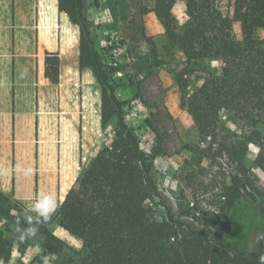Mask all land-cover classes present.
I'll list each match as a JSON object with an SVG mask.
<instances>
[{"label": "trees", "instance_id": "16d2710c", "mask_svg": "<svg viewBox=\"0 0 264 264\" xmlns=\"http://www.w3.org/2000/svg\"><path fill=\"white\" fill-rule=\"evenodd\" d=\"M55 1L56 12L57 3L58 11L64 12L60 17L69 22L68 15L79 26V72L92 69L101 88L102 137L56 213L34 225L43 244L31 264L44 260L52 264H264V236L254 251L246 252L227 239L228 224L224 234L215 232L218 215L182 206L177 210L165 203L153 173L160 152H144L139 137L126 124L108 73L90 47L82 0ZM151 1L167 41L184 56L185 65L177 77L181 89L187 87L184 76L190 64L215 62L201 85L188 98L182 97L180 106L207 145L199 152L209 158L225 157L233 164L228 206L244 196L249 198L245 210L256 209V215L263 217L264 208L254 205L247 193L254 188V180L243 158L249 144L254 145V164L264 172V37L257 35L264 31V0H184L187 22L180 31L170 16L176 0ZM34 11V1L24 0L21 12L27 23L34 22ZM41 62L43 75L42 52ZM45 78L54 85L59 82L56 53H46ZM221 112L232 114L247 132L244 141L221 135ZM107 128L111 129L110 139ZM19 206L0 192V264H14V248L17 262L22 264L32 248L28 238L19 239L20 231L31 226L17 215ZM156 206L164 211L160 221L154 217ZM55 220L80 241L78 251L49 231Z\"/></svg>", "mask_w": 264, "mask_h": 264}, {"label": "rangeland", "instance_id": "374dc122", "mask_svg": "<svg viewBox=\"0 0 264 264\" xmlns=\"http://www.w3.org/2000/svg\"><path fill=\"white\" fill-rule=\"evenodd\" d=\"M33 1L34 22L42 46L54 49L56 36L60 41V85L57 88L53 86L45 100H41L38 105L41 118H49L47 128L56 136V141L53 138L51 145H57L58 177L53 181L54 191L49 192L56 196L60 205L74 184L81 166L87 163L101 143V88L96 84L91 69L92 74L84 73L82 83L79 72L76 91L77 29L60 16L57 23L55 0ZM82 2L90 47L108 73L109 85L122 104L126 124L139 137L144 152H160L154 159L153 173L165 203L177 210L182 206L183 209L189 207L203 214L218 215L220 222L215 232L224 234L225 225L228 224L227 239L239 245L243 251H254L260 237L264 236V216H257L256 209L247 212L245 205L249 198L244 196H238L233 206H228L227 193L231 191L233 164L225 157L209 158L199 152L207 145L200 141L193 124L180 106L182 97L188 98L201 85L202 79L215 67V62L201 60L190 64L189 73L184 76L187 87L181 89L177 77L185 65V59L179 48L167 41L161 21L153 12V1ZM170 16L177 31L182 30L187 22L184 0H176ZM257 35L264 37V31H258ZM39 71L42 77L41 53ZM82 124L85 146L88 144L90 149L88 155L80 157L77 163L76 138L80 151ZM107 131L110 139L111 129L107 128ZM219 131L231 140L244 141L248 135L233 115L227 112L219 115ZM256 153L257 148L249 144L243 158L254 180V188L247 193L255 201L254 205L264 208V172L254 164ZM38 193L35 181L34 203ZM11 199L16 201L13 197ZM18 203L20 212L17 215L27 222L29 216L35 220L36 214L30 211L31 208ZM153 213L158 221L164 218L161 206L153 207ZM48 229L64 241L69 249L78 251L81 248L80 241L63 231L58 221H53ZM28 239L32 248L22 259V264H31L33 258L42 252L43 241L40 237L36 235ZM67 253L70 254L68 250ZM11 260L18 264L16 248ZM42 264L52 262L44 260Z\"/></svg>", "mask_w": 264, "mask_h": 264}, {"label": "crops", "instance_id": "0c3cea01", "mask_svg": "<svg viewBox=\"0 0 264 264\" xmlns=\"http://www.w3.org/2000/svg\"><path fill=\"white\" fill-rule=\"evenodd\" d=\"M22 3L24 0H0V192L30 209L34 204L35 181L39 197L41 194H52L49 191H54L53 181L58 177L57 145H51L53 138L56 141V136L47 128L49 118H41L38 105L41 100H45L53 86L57 88L60 85V71L57 85L45 78L46 53H57L60 66L61 51L58 36L54 49L42 46L35 22L27 23L21 12ZM62 13L58 11L57 3L58 24ZM67 17L78 32L74 84L77 91L80 33L79 26ZM41 48L42 77L39 71ZM85 72L92 74L90 68L83 69L80 72L81 83ZM81 128L80 151L76 138L77 163L80 157L88 155L90 149L88 144L85 146L84 124ZM42 151H45L44 155ZM59 173L61 190V169Z\"/></svg>", "mask_w": 264, "mask_h": 264}, {"label": "clouds", "instance_id": "9594fccd", "mask_svg": "<svg viewBox=\"0 0 264 264\" xmlns=\"http://www.w3.org/2000/svg\"><path fill=\"white\" fill-rule=\"evenodd\" d=\"M59 207L57 198L53 194H41L36 202L32 205L30 211L36 214L35 220L33 217H28V228L20 231V240H24L28 237H35L38 228L35 227V224H39L41 221H47L51 219V217L56 213Z\"/></svg>", "mask_w": 264, "mask_h": 264}]
</instances>
